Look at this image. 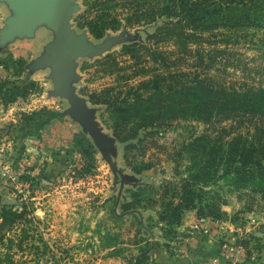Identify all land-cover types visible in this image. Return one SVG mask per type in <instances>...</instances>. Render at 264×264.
Returning a JSON list of instances; mask_svg holds the SVG:
<instances>
[{"label":"rangeland","instance_id":"1","mask_svg":"<svg viewBox=\"0 0 264 264\" xmlns=\"http://www.w3.org/2000/svg\"><path fill=\"white\" fill-rule=\"evenodd\" d=\"M149 1L77 0L80 8L71 18L73 28L79 33L87 30L94 43L108 35L123 33L126 37L100 55L79 57L78 76L73 81L98 121L97 131L110 159L91 131L65 113L70 100L52 93L51 68L34 67L35 59L54 39V31L42 25L34 36L16 37L0 45V65L4 68L0 69L6 79L0 88V264H7V238L17 239L25 223L33 225L29 242L48 244L42 264H129L142 243L138 240L144 238L153 242L150 264H187L183 248L191 241L190 233L179 234L182 224L177 233L166 229L158 215L159 203L140 207L136 214H117L138 185H159L164 179L178 182L187 174L189 156L179 160L178 149L203 125L177 118L170 124L141 127L135 138L121 141L115 135V118L109 106L91 98L103 92L122 97L130 86L166 71L167 62L169 69L179 70V25L171 24L164 15L149 23L136 21L134 16L128 21L132 11L146 9ZM11 13L8 4L0 1V29ZM93 27L100 29L101 36ZM253 29H199L198 41L188 42V46L213 49L210 73L216 78L236 85L244 81L264 83V26L256 32ZM145 46L161 50L165 59L150 55ZM187 58L191 65L194 56ZM166 80L179 83V74ZM128 129L123 135L130 133ZM128 143L133 145L127 147ZM224 195L227 203L221 206L230 214L247 204L235 192L225 191ZM189 211L193 210H183V222ZM240 216L241 226H228L225 220L214 233L210 227L196 238L211 252L216 251V242L238 241L244 253L235 264H264V204H252ZM141 222L149 229L147 233ZM29 247L27 243L22 247L14 244L11 251L22 260L32 255H27Z\"/></svg>","mask_w":264,"mask_h":264},{"label":"trees","instance_id":"2","mask_svg":"<svg viewBox=\"0 0 264 264\" xmlns=\"http://www.w3.org/2000/svg\"><path fill=\"white\" fill-rule=\"evenodd\" d=\"M107 1L112 0H99L100 3ZM160 15L167 16L171 24L179 25V70L169 69L167 62L166 71L130 86L122 97L103 92L94 93L91 98L109 106L115 118V135L121 141L135 138L141 127L170 124L177 118L197 121L203 128L192 133L178 149L179 160L189 156L187 174L178 182L164 179L159 185H138L121 203L117 217L136 214L140 207L159 203L160 220L165 222L166 229H174L175 233L183 223V210L190 209L197 215L241 226L242 211L254 203L264 204V83L244 81L236 85L214 77L210 73L213 49L205 45L193 48L188 42L198 41L199 29L253 27L256 32L264 26V0H150L146 9L132 11L128 21L134 16L136 21L149 23ZM93 32L98 36L102 34L94 27ZM220 33L224 35V30ZM144 48L150 55L165 59L161 50ZM187 55L194 56L191 65ZM114 62L112 58L111 63ZM177 74L179 83L166 80ZM104 93L106 95L102 96ZM130 119L136 120L135 123L129 125ZM127 127L130 133L123 135ZM131 145L128 143L127 147ZM125 158H129L126 153ZM225 191L237 193L247 204L233 214L228 213L221 206L227 203ZM180 196L182 200L178 199ZM32 218L34 221L35 217ZM32 226L25 223L17 239L7 238L5 245L9 250L4 255L7 264H42L41 256L47 254L48 244L46 241L42 246L29 242ZM140 227L144 233L149 230L142 222ZM139 242L142 243L129 264H150L153 242L147 238ZM24 243L30 246L27 255H32L16 259L11 248L14 244L22 247Z\"/></svg>","mask_w":264,"mask_h":264},{"label":"water","instance_id":"3","mask_svg":"<svg viewBox=\"0 0 264 264\" xmlns=\"http://www.w3.org/2000/svg\"><path fill=\"white\" fill-rule=\"evenodd\" d=\"M5 1L12 13L5 19L0 29V45H5L16 37L34 36L39 26L45 25L54 31L44 53L35 59L34 67H50L53 80V94L67 97L71 106L65 113L81 121L102 146L110 159L107 146L102 143L97 131L98 121L91 115L87 100L81 96L73 81L77 78V59L81 56H96L104 53L119 42L125 35H108L103 41L94 43L87 30L77 32L71 23L72 15L80 8L77 0H0ZM108 144V143H107Z\"/></svg>","mask_w":264,"mask_h":264},{"label":"crops","instance_id":"4","mask_svg":"<svg viewBox=\"0 0 264 264\" xmlns=\"http://www.w3.org/2000/svg\"><path fill=\"white\" fill-rule=\"evenodd\" d=\"M0 68H3V65H0ZM4 69V68H3ZM196 216V212L193 211H189L187 213V218L186 220L182 223V225L179 227V234L180 233H190L188 235V238L191 239V241H189L190 243L187 244V246L185 245V247L183 248L186 253L185 255L187 256V264L190 263H195V264H212L211 263V259L212 257L218 252L219 249V242H216L214 244V246H216V251H206L204 248H202V245H200V242L203 243L201 241V239L196 238V236L198 235V233H202L203 231H207V228H210L211 226H204L202 229H195L192 227V222L193 219ZM228 226H231L232 224L230 222H227ZM212 230H209L211 233H214V231L216 230V228L212 227ZM209 232V233H210ZM204 233V232H203ZM210 235V234H209ZM204 237V235H203ZM217 264H229V261H221Z\"/></svg>","mask_w":264,"mask_h":264},{"label":"built area","instance_id":"5","mask_svg":"<svg viewBox=\"0 0 264 264\" xmlns=\"http://www.w3.org/2000/svg\"><path fill=\"white\" fill-rule=\"evenodd\" d=\"M5 80L6 79L4 78L2 69H0V88H1V85L4 83L3 81ZM225 222H226L225 220L215 219L209 216H202V215L196 214L192 222V227L195 229H202L204 226L221 228L223 223ZM227 222H230V221H227ZM219 249H220L219 253L213 256L211 259L212 264H217L223 260H228L229 264H235L240 259L239 254L244 253L243 244L239 243L238 241L236 244H234L230 241L224 240L220 243ZM190 264H195V263H190Z\"/></svg>","mask_w":264,"mask_h":264}]
</instances>
